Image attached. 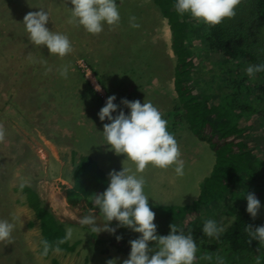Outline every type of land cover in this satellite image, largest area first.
I'll return each mask as SVG.
<instances>
[{
    "label": "rangeland",
    "instance_id": "374dc122",
    "mask_svg": "<svg viewBox=\"0 0 264 264\" xmlns=\"http://www.w3.org/2000/svg\"><path fill=\"white\" fill-rule=\"evenodd\" d=\"M116 2L120 14L118 30H105L99 38H95L98 46L88 40V32L80 30L74 20L70 22L69 9L73 7L70 0H55L49 6H45L43 0H0V72L7 69L13 71L12 75L2 77L6 85L0 86V102L7 104L6 110L0 111V131L2 119L18 126L16 130L9 129L8 141L1 138L5 150L0 160V219L14 222L15 228L11 240L0 241V264H107L112 259L116 260V264H122L129 256L126 250L121 251L123 246L114 240L109 231H101L97 236L94 232L88 233L87 227L79 225V219L88 214L86 212L93 207L92 203L84 210L78 208L73 212L66 201L68 189L74 187L75 169L83 157L91 155L106 169L108 177L111 171H120L123 166L135 173L133 162L125 160L123 154H115L105 144L103 125L109 122L99 120L97 113L100 109L94 107V114H89L96 96L88 87L87 80L79 73L68 75V72H72L71 68L67 72L68 79L60 74L59 58L61 65L77 70V58L80 57L75 56V49L85 52L84 57H81L83 62H90L93 57L98 58V67H101V58L103 59L104 68L112 73L99 75L97 82L107 90L112 84H128L137 74L136 71H132L131 76L127 74L126 68L129 66L125 62L118 65L117 61L113 64L116 54L134 68L137 67L141 74V79L138 80L141 90L138 93L134 89L127 94L136 95V100L141 103L144 100L150 101L167 121V130L172 135L174 130L176 132L174 138L180 158L184 161L183 175H177L172 168L159 169L150 165L142 173H136L144 179V191L149 201L164 207H180L192 203L200 196L201 184L214 168L216 155L210 144L200 136L198 125L193 126L185 119L181 122L177 119L178 124L175 126L174 115L182 113V109L174 112L178 105L174 85V70L177 66L172 56L171 33L168 36V33L161 31L163 26H167V21L163 22L164 17L154 5L146 6L142 4V0ZM36 8L53 9L46 26L50 31L69 35L71 48L73 47L69 54L64 57L50 55L46 46L30 44L22 23L25 14L34 12ZM179 16L180 21L187 25L185 32L191 33V44L201 46L208 36L201 31L205 23L188 14ZM130 17H135V20L130 21ZM145 21L150 32L141 25ZM132 23L139 27L133 28ZM108 40L111 42L107 44V51ZM143 53H149L152 59L146 54L148 61L144 62ZM2 54L7 64L2 63ZM70 57L73 59L71 64L68 61ZM219 60L220 57L216 55L204 63L199 73L195 74L196 69L191 73L194 79H201L199 90L202 88L207 93L215 95L218 92L219 96H225L231 94L232 90L223 85L218 86L223 83L225 76L216 84ZM194 62L199 66L198 58ZM237 64L234 62V65ZM11 82L19 87L18 90L15 88L10 91L7 85ZM88 83L90 87H94L91 81ZM6 87L9 90L7 93L4 92ZM261 118L264 119L263 115ZM261 118L254 116L243 120V136H246L247 130H255L254 136L259 138ZM228 122L227 118L216 120V132L221 134L218 125ZM55 134L59 135V139H52ZM94 147L96 148L93 150ZM21 184L26 189L21 188ZM29 189L35 193L38 201L32 197ZM39 202L56 216L64 230L66 227L74 229L67 247L59 246L62 249L60 253L50 251L48 256H42L35 249L40 241L38 237L44 236L40 220L36 217V211H40ZM94 215L97 217V226L102 227L103 221L99 218L98 210H95ZM45 217L48 218V215ZM227 218L231 222L234 220L232 216L223 215L221 221ZM255 218L264 220V203ZM111 225L112 222L109 227L113 229ZM44 239L50 244L54 242L48 235ZM97 240L101 243H97ZM197 254L201 255L198 249Z\"/></svg>",
    "mask_w": 264,
    "mask_h": 264
},
{
    "label": "clouds",
    "instance_id": "9594fccd",
    "mask_svg": "<svg viewBox=\"0 0 264 264\" xmlns=\"http://www.w3.org/2000/svg\"><path fill=\"white\" fill-rule=\"evenodd\" d=\"M43 1L45 6H49L55 0ZM172 1L173 11L177 12L179 15L188 14L193 19L211 26L218 25L225 19L232 18L235 15V9L239 3V0ZM70 3L73 5V7L69 9L71 13L70 22L74 20L75 25H78L80 30L83 29L85 33L88 32V40H91L92 43H96L99 46L95 38H99L105 30L107 32H111L115 28L118 30L120 14L116 0H70ZM142 4L146 6L154 5L164 17L163 22L167 21V26H163L164 28L161 29V31H165L164 34L168 33V36L171 33L172 56L177 66L178 57L173 49V34L171 24L167 18V13L163 11L154 0H142ZM52 10V8L50 10L44 8L38 10L36 8L34 12L25 14L22 24L28 34L27 39L30 44L34 46H46L50 55L64 57L72 51L73 47L71 48V43L68 39L69 35L66 36L62 33L50 31L46 26L49 22V14L52 13ZM153 18L154 23L155 17L153 16ZM134 20L135 17H130V21ZM141 25L149 31V28L146 27V21L141 23ZM131 26L133 28L139 27L136 23H132ZM152 28L153 26L151 29ZM110 42L111 41L108 40L106 43L107 51L109 50L107 44ZM84 54L85 52L80 51V55ZM143 54H145L143 58L144 62H146L148 58L146 54L152 59L149 53ZM97 59L98 58L94 57L90 58V67L93 75L92 79H85L87 80L88 87L96 96L95 102L91 104L89 114L91 116L94 114V107L100 109L97 113L99 120L109 122L103 125L102 134L106 141L105 144L109 145L110 149L115 154H123L126 157L125 160L133 162L135 165V173L130 172L123 166L120 171H111L108 177L106 175V169L99 165L91 155H85L86 157L80 160L78 166L83 168L89 167L90 171H98L99 169L105 175L108 186L103 193L92 195L93 198L91 203L93 207L86 212L88 214L79 219V225L87 227L88 233L94 232L95 235L101 231H109L114 239L122 244H124V242H121L123 235L120 231V227H126L138 233L139 236L136 239L129 241V256L127 259L123 260L122 264H197L198 262H204L203 259L210 260L211 257L209 256L201 257V255L197 254V243L193 239L190 231L185 234V232L179 230L175 224H171L169 226L170 231L168 235L158 234V231L165 232L167 230V227L162 226L159 223V218L155 216L159 210L164 211L165 207L154 201H149V197L144 191V179L142 176L136 175V173H142L149 165L159 169L172 168L177 175H183L184 161L180 158L179 148L174 138L176 135L175 130L173 131V135L167 130V121L162 118L158 109L150 101L144 100V102L141 103L139 100H136L138 99L136 95L130 96L127 94L134 89L136 92L141 90V85L138 82V80L141 79V74H139L137 67L134 68L132 64L125 61L119 54H116L113 59V64L117 61L118 65L125 62L129 66L126 68L127 74L131 76L132 71H136L137 74L134 75V80H131L128 84L124 82L112 84V87L107 90L101 88L98 84L97 74H110L112 72L104 68L105 65L102 58L101 67H98ZM2 63H8L5 56L2 59ZM58 67L61 70L60 74L66 76L68 68L61 65L60 58L58 60ZM244 71L249 78H254L256 73L264 72V63L249 64ZM12 74V69H7V71L2 70L0 72V86L6 85L2 77ZM116 78H118V75H116ZM88 81H91L94 87H90ZM7 87H10V91L15 88L18 90L19 88L16 87L13 82L9 83ZM7 87L4 91L6 93L9 91ZM0 105L3 106H0V111H5L7 104L0 102ZM126 107L130 111H128ZM1 126L0 160L5 150L2 146L1 138L3 137L8 141L10 134L9 129L16 130L18 127L4 119H2ZM26 136L31 137L29 134H26ZM95 148L96 147H94L93 150ZM20 157L22 158V155ZM20 187L23 188L24 185L21 184ZM72 190L73 189H68L66 201L73 212L78 208L84 210L90 207V204L84 201L83 203L80 200L71 202L69 197ZM242 198L246 200V212L252 218H255L258 214V210L261 208L260 201L256 198L255 194L248 191V189L243 193ZM38 208L40 211H36V217L40 220V226L44 236L42 237L41 235V237H38L40 241L38 242V247H35V249L40 252L42 256H48L51 252L60 253L62 249L59 245L64 244L73 237L74 229L72 227H66L64 230L63 228L65 235L58 239L55 244H50L48 240L44 239L48 233L45 232L43 225H41V209H44L46 211L45 215H48V218H46L45 215L43 218L45 217L49 220H51V218L57 219L51 211L42 207L40 202ZM156 208H158V211L154 213L153 210ZM95 210H98L99 218L103 221L102 227L97 226V217L94 215ZM165 218L167 219V215ZM114 220L117 222L118 227L113 225L115 222ZM57 221L59 222V220ZM110 222H112L111 227H114L113 229L109 227ZM60 225L63 227L62 224ZM14 228V222L0 219V241L11 240V234ZM201 231L205 237L218 239L219 234L223 231V227L219 226L213 219H205ZM244 232L247 234L250 242L257 241L259 246H264V225L257 226L255 229L251 226H245ZM149 242H154V247H149ZM108 244L115 247L113 244ZM149 253H152L151 256H149ZM107 264H116V260H109ZM216 264H224L223 258L217 257Z\"/></svg>",
    "mask_w": 264,
    "mask_h": 264
},
{
    "label": "trees",
    "instance_id": "16d2710c",
    "mask_svg": "<svg viewBox=\"0 0 264 264\" xmlns=\"http://www.w3.org/2000/svg\"><path fill=\"white\" fill-rule=\"evenodd\" d=\"M154 1L167 13L173 34V49L178 57L174 75L178 105L174 112L182 109V113L175 112V126L178 120L181 122L183 119L193 126L198 125L200 136L210 144L216 155L214 168L202 182L200 196L195 201L180 207L167 206L155 215L159 223L167 227L165 232L158 231V234L168 235L171 224L185 234L190 231L201 257H211L210 260L203 259L204 264H216L217 257H222L224 264H264V246H259L257 241L250 242L244 232L245 226L255 229L264 225V220L252 218L246 212V200L242 198L248 189L261 204L264 203V119L261 118L262 115L264 118V72L249 78L244 71L249 64L264 63V0H239L232 18L215 26L205 24L201 31L208 36L201 46L191 44V33L185 32L187 25L173 11L172 0ZM216 55L220 57L216 84L225 76L218 86L231 89L229 95L219 96L218 92L213 95L202 88L199 90L201 79H194L191 73L194 69L195 74L199 73L204 63ZM195 58L199 59V66L194 62ZM234 62L238 64L234 65ZM245 99H248L245 104L240 105ZM254 116L261 118L258 128L260 137L255 138V130H247L246 136H243V120ZM221 118H227L229 122L218 125L221 131L218 134L214 122ZM52 139H59V135L55 134ZM89 169L81 166L75 169L74 188L69 197L71 202L80 200L91 204L92 195L103 193L108 186L103 172ZM30 193L37 200L35 193ZM41 211V225L48 238L54 241L51 244H55L65 231L57 220L43 218L46 211ZM153 211L156 213L158 208ZM223 215L232 216L234 220L231 222L227 218L221 221ZM205 219H213L223 227L218 239L203 235L201 228ZM113 225L118 227L116 221ZM120 231L123 235L121 242H124L120 243L123 246L121 251L126 250L129 254V241L139 234L126 227H120ZM96 242L101 243L100 240ZM67 243L59 246H66ZM149 247H154V242H149Z\"/></svg>",
    "mask_w": 264,
    "mask_h": 264
},
{
    "label": "crops",
    "instance_id": "0c3cea01",
    "mask_svg": "<svg viewBox=\"0 0 264 264\" xmlns=\"http://www.w3.org/2000/svg\"><path fill=\"white\" fill-rule=\"evenodd\" d=\"M75 56L76 57H80V59L81 60H83L81 57H84V55H80V51H76V49H75ZM78 59V58H77ZM73 61V59L70 57L69 58V63L70 62H72ZM75 61H76V59H74ZM71 64V63H70ZM63 67H65V65H62ZM67 67V66H66ZM68 68V70L71 68L72 69V72L71 73H69L68 71V75H71L72 73H76V74H81L82 76H83V78L84 79H91L92 78V75H93V73H92V69H88V70H84V69H82V68H80L79 66H78V68H77V70H75V68L74 67H67ZM68 75H66V77H67V79H68ZM70 94H67V96H69ZM69 98V97H68Z\"/></svg>",
    "mask_w": 264,
    "mask_h": 264
},
{
    "label": "bare ground",
    "instance_id": "6f19581e",
    "mask_svg": "<svg viewBox=\"0 0 264 264\" xmlns=\"http://www.w3.org/2000/svg\"><path fill=\"white\" fill-rule=\"evenodd\" d=\"M77 64L80 68L84 69V70H88L91 69L90 67V62L87 60L86 62H83V60H81L80 58L77 59Z\"/></svg>",
    "mask_w": 264,
    "mask_h": 264
}]
</instances>
